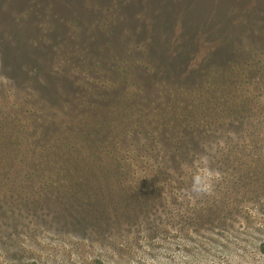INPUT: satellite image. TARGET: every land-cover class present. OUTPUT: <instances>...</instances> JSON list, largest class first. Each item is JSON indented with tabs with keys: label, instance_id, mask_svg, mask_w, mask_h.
<instances>
[{
	"label": "rangeland",
	"instance_id": "1",
	"mask_svg": "<svg viewBox=\"0 0 264 264\" xmlns=\"http://www.w3.org/2000/svg\"><path fill=\"white\" fill-rule=\"evenodd\" d=\"M263 146L264 0H0V264H264L231 234L264 207L198 235L144 219L263 189L228 161Z\"/></svg>",
	"mask_w": 264,
	"mask_h": 264
},
{
	"label": "trees",
	"instance_id": "2",
	"mask_svg": "<svg viewBox=\"0 0 264 264\" xmlns=\"http://www.w3.org/2000/svg\"><path fill=\"white\" fill-rule=\"evenodd\" d=\"M230 124L231 123H229L228 126ZM224 126H226V124H223L222 128ZM230 126L231 127L229 129L225 128L224 131L228 132L229 130H231L233 125ZM233 128L239 131V126L237 124H235ZM202 129H204L203 124L202 128L198 130V132L202 131ZM240 131L241 133H247L248 128H245L244 130ZM195 133H197V130L195 131ZM239 142L242 145H246L248 143H251V140L243 137L239 140ZM254 144L255 143L253 142L251 145L253 149L255 148ZM263 151H259V153ZM248 159H251L252 162L243 164L241 163V161L246 160V158L244 157H238L233 155V157L228 158V161H230V163H235L233 164V169L237 170L236 173H233L232 178L237 179L238 175H242L241 181L244 184L252 183L253 180L247 179H251L256 174L264 176V162L260 161L261 156L251 155ZM218 189H222V191H219L224 193V196H221L220 198L211 197V195L215 193ZM164 191V188L160 189L157 193V196L159 197L164 195ZM177 193L179 195L178 197ZM189 193L190 192L186 189H177V192H175V194L172 193V196H174V198H177V203L174 205H168V211H163L165 212V218L155 219L152 216H149V214H147L144 219L148 222V224L152 223V225L148 226L154 225L153 227L159 229L162 235H164L170 230H173L178 232V235L180 236H183L185 233L189 232L198 235L202 231L210 232L216 228H218L219 230H229L235 226L236 222L242 223L241 221H243L244 217V214L242 213H250V211L256 209V207H264V197H262L264 196V188L261 189L260 187H257L255 189L237 187L233 188L230 187L228 183L222 188H197L196 186H194L192 189L191 201L180 196L181 194L185 196ZM253 193H256L254 195L256 198H252L251 200H249L250 202L246 199H244V202L235 201V197H229L234 196L236 194L250 195ZM244 203H249V205H246ZM134 228H137V226ZM234 229L235 228L232 229L231 234H238L239 236H242V238H251V240L246 241L253 243L251 245L255 244V247L258 246V252L262 256L264 255V240H261L256 232L259 231L263 235L264 227L256 228L255 226L251 225L243 229V231H238ZM233 235L230 237L228 243L233 242L236 238Z\"/></svg>",
	"mask_w": 264,
	"mask_h": 264
}]
</instances>
